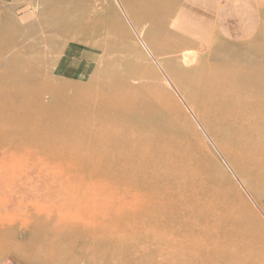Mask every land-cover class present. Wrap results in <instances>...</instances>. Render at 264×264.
I'll return each instance as SVG.
<instances>
[{
    "label": "bare ground",
    "instance_id": "bare-ground-1",
    "mask_svg": "<svg viewBox=\"0 0 264 264\" xmlns=\"http://www.w3.org/2000/svg\"><path fill=\"white\" fill-rule=\"evenodd\" d=\"M18 4L19 0H14L10 5L4 6L9 10ZM56 9L62 12L64 10L58 2L47 3L42 9H37L36 6L33 12L39 14ZM66 13H69L67 9ZM35 15L27 13L21 18L17 15L15 20L25 22ZM63 16L53 21L50 19L31 23L32 26L27 29L33 35L44 33L45 30H64L74 24L70 16ZM12 25L16 30L15 39L11 43L5 40L9 34L8 27L0 25V51L4 48L15 49L28 40V35L23 37L21 31H18L20 25ZM147 33L156 37L152 28H148ZM136 36L145 50L153 55L142 36ZM40 39L43 41L42 45L32 43L26 48L28 52L34 53L43 44L48 49L52 44L47 37ZM77 43L81 45L82 41ZM161 46L162 43L157 39L152 48L159 53ZM69 47H65L64 51ZM26 49L22 48L18 54L21 55ZM82 55L86 56L84 53ZM64 58L65 56L56 61L50 58L38 61L24 58L25 62L16 63L12 67L18 79L13 82L14 86L9 91L13 87L21 88L18 84H26L27 87L12 91V103H0V244L6 243V238L9 241V237L17 240L10 242L8 247L30 253L31 261L36 264H80V260L75 259L74 255L87 251L91 256L86 264H147L151 259L150 255H155L156 258L151 260H156L157 264H172L176 262L173 256L160 254L164 246H180L183 251L195 250L201 254L209 252L207 242L217 236L219 238L216 239L213 250L218 251V248L223 249L225 243H221L220 238L236 236L248 230L246 226L223 225L225 213H215L214 209L231 197V193L224 189L226 181L233 178L228 167L237 176L235 167L241 178L253 186L258 199L264 201V124L260 121L264 115V101L259 100L262 95L259 90L264 85L257 86L258 79L250 82L254 86L219 89L215 86L208 89L209 81L206 76L195 83L192 76L195 68L192 69L189 64L194 60L189 56L185 67L178 61L168 63L173 69V74L168 79L169 85L179 91L157 90L156 93H145L143 96L130 94L120 99L117 85L121 83L115 82L105 85L111 90V95L101 85L54 97V100L59 99L60 102L56 105L73 103L70 108L58 111L76 112V108L81 105L87 120L104 118L103 115L107 113L101 111L102 108H107L115 117H122L123 123H130L128 120L134 118L145 124L155 115L163 117L162 123L165 126L146 125L144 130L139 129L144 134L136 136L137 139L127 145L132 150L130 160L119 159L122 153L119 149L112 154L113 158L118 159L115 161L109 160L110 157L106 155L104 160L86 159V156L76 151L70 156L63 153L57 155V152L49 151L48 147L51 145L38 150L29 145L25 147L22 139L12 140L11 148L7 144L9 132L12 131H9L11 119L18 117L25 124L32 120L29 116L17 115L15 106L32 104L34 100H31V94L39 89L41 82H45V79H37L34 75L22 77V68L34 72H39L41 68L47 71L51 69L55 75L64 76L63 79L69 81L86 79L87 69L82 73L84 78L77 76L74 65L63 70ZM189 86L190 91H185ZM141 90L150 92V85H142ZM177 96L190 106L185 104L193 120L189 118ZM131 102H135L142 113L131 112L127 115V105ZM46 105L43 102L40 109L49 110ZM194 118L205 123L214 136L220 135L218 144L226 157L227 168L220 164L210 147L204 145L198 127L193 122ZM118 122L116 120L115 124ZM205 128H202L204 132ZM168 132L178 134L176 141L160 137L163 136L161 133L169 134ZM66 135L68 133L64 134ZM144 147L149 148L146 153L139 151ZM94 151L102 155L105 153V145L94 147ZM184 159L190 161V168L199 171L200 175L192 174L193 171H180L178 164ZM16 167L21 171L19 182L15 181ZM11 170L13 174L10 173ZM157 170L161 174L166 171L167 175L163 177L165 185L157 182V177L154 176ZM2 172L7 173V183H3L5 178ZM32 173L36 176L33 177ZM216 174L219 175L217 178ZM207 180L213 182V185L202 187ZM43 184L47 186L43 187ZM233 194H239V190L234 189ZM216 226L219 230H215ZM16 228L27 236L19 235ZM234 248L225 249L227 252L239 250ZM0 252L2 253V249Z\"/></svg>",
    "mask_w": 264,
    "mask_h": 264
},
{
    "label": "rangeland",
    "instance_id": "rangeland-1",
    "mask_svg": "<svg viewBox=\"0 0 264 264\" xmlns=\"http://www.w3.org/2000/svg\"><path fill=\"white\" fill-rule=\"evenodd\" d=\"M186 1L19 0V4L14 9L10 8L9 10L5 9L6 6L0 5V25H5L9 31L5 40L8 43L14 41L16 30V28H12L14 26L12 24L14 23L20 25L18 31H21L23 37L28 35V40L22 46L19 45L17 48H12L11 50L4 48L0 51V62H2L0 64V103H12L13 99H10L12 98V91H18L21 88L27 87L26 84H18L21 88L13 87L11 89L12 91H9V88L14 86L13 82L18 79L14 75L12 67L16 63L25 62L24 58H34L37 61L50 58L56 61V59L65 56L63 54L66 53L67 56L64 65H67L69 69L70 65H74L78 73H85L86 69L89 72L86 79L69 81L63 79L64 76L55 75L51 69L47 71L41 68L39 72H34L28 68H22V77L24 76L26 78L34 75L37 79H45V82H41L39 89L31 94V100H34L32 102L33 105L27 103V105L15 106V110L18 112L17 115L29 116L32 120L28 124H25L21 120L20 122L17 119L18 117H13L11 119V126L9 125V131H12L9 132L7 144L13 148L12 140L22 139L25 147L29 145L33 148L37 147L38 150L51 145V147H48L50 148L49 151L53 150L57 152V155L63 153L64 155L69 154L70 156L77 152L86 156V159L102 158L103 160L105 159L104 155H106L112 158H109V160L114 161L118 159L113 158L112 154L116 153V150L119 149L122 153L118 158L121 160H130L132 156L130 152L132 150L127 148V145H130L129 143L137 139L135 138L136 136L140 137L141 134H144L140 130H144L146 125H153L155 127L165 126L162 123L164 120L163 117L155 115L148 119L145 124L134 118L128 120L130 123H123L122 117H115L107 108H102L101 111L107 113V115H103L104 118L98 117L99 119L90 118V120H87L84 117L86 114L81 105L76 108V110L78 109L76 112L58 111L64 108H70L73 103L56 105V103L60 102L59 99L54 100V97L57 98V95L79 92L86 88L94 89L101 85L106 90L107 87L105 85H110L115 82L121 83L117 85L119 92L117 95L120 99H124L127 97L126 95L130 94L142 95L145 93H156L157 90H160V92L179 91L174 90L169 85L168 79L171 78L173 69L168 63L178 61L185 67L189 56L194 60L193 63L189 64H191L190 67L192 69L195 68L192 70L195 83H199L201 78L206 76L209 81L208 89L215 88V86L217 89L254 86L250 82L256 79H258L257 86H263L264 0H252L255 37L245 34L238 38H229L230 30H232L234 24L228 23L226 19L227 12L233 10V4L231 3V7L228 8V3H225V0H215L214 3L213 0H208L209 4H206L207 9L210 8L209 10L215 11L214 7L217 8L216 16H212V31L213 28L217 29L218 26L219 28L217 33H215L217 38H215L212 31L208 30L212 34V37L208 39L210 42L207 45L203 40H197L196 37L181 32L183 28L181 26L192 27V24L187 21L183 23L180 20ZM191 1L194 4L200 5L202 0ZM58 2L63 6V12L57 9L51 12L43 11L39 14L38 12L37 14L33 12L36 6L37 9H42L47 3L54 4ZM66 9L69 13H66ZM27 13L36 15L26 19L25 22L20 21V19L19 21L15 20L17 15L21 18V16ZM63 15L65 17L70 16L76 25H70L64 30H45L44 33L38 32L33 35L27 29L32 26L31 23L46 22L50 19L53 21ZM221 20L226 34L223 37L220 35L222 34L219 23ZM131 28L134 29V32ZM148 28H152V32L156 37L147 33ZM137 34L142 36L151 51H153V55L145 50L139 41L140 39H138L139 37L136 36ZM43 36L52 42L51 45L49 44L50 46L48 45V49L43 44V47L34 53L28 52L29 50L26 48L30 44L42 45L43 41L40 38ZM76 39L79 40L76 41ZM157 39L162 43L159 53L152 48V46L154 47V42H157ZM79 41H82L81 45H78L77 42ZM68 45L70 47L65 52L64 48ZM22 48L26 49V51H23L19 55L18 51H22ZM83 53L86 54L85 57L82 56ZM73 54H76L77 57H74ZM18 60L19 62H16ZM63 68V70H66L65 67ZM145 84L150 85V92L141 90V86ZM204 87L206 88V86ZM190 89L189 86L184 90L190 91ZM106 93L108 95L112 94L110 89H107ZM259 94H262L259 96V100L264 101V87L259 90ZM102 97L107 98L108 96ZM177 99L180 101L183 109L188 113L189 118L192 119V116L189 114L190 110L187 109L189 105L179 96H177ZM43 102L47 104L46 106L49 107V110L40 109ZM35 103L36 105H34ZM126 110L127 112L125 113L127 115L131 112L135 114L142 113L140 107L135 102L129 103ZM116 120L119 121L117 124H115ZM260 121L264 124V115L260 118ZM193 122L198 127L205 143L204 145L210 147L220 161V164L227 168L226 157L218 144L221 139L220 135L214 136L207 125L199 119L196 120L194 118ZM88 123H90V126ZM183 123L186 122L183 121ZM203 127H207L205 128L206 132L202 130ZM65 133H68V135L64 136ZM168 133H161L163 136L161 135L160 137H167L169 140L176 141L178 134ZM100 145H105V153L102 155L94 151V147ZM148 149V147H144L139 151L146 153ZM14 157L17 158V156ZM178 166L180 171L185 172L188 170L193 171L192 174L200 175L199 171L190 168V161L186 159L180 162ZM233 168L237 176H234L228 167L227 170L229 169L228 171L233 178L231 181H226L227 183L224 185L225 191L227 193L230 192L231 197L218 204L214 212L218 214L225 213L223 225H241L248 227V230L236 236L220 238L221 243H225L223 249L218 248V251L213 250L216 245V239L219 238L217 236L213 237L215 241L209 240L207 242V247L210 248L209 252L201 254H198L195 250L191 252L183 251L180 246L177 248L164 246L161 249V251H164L162 253L160 251V254L173 256L176 262L172 264H264V201L258 199V196H256L257 192L250 185L249 181L242 179L235 167ZM10 173L13 174V171L11 170ZM15 173H17L15 181H21V171L17 167ZM6 175L7 173L2 172L4 178ZM31 175L33 177L36 176L34 173ZM166 175L165 170L162 174L159 170L154 172V176L157 177V182L162 185L166 184L163 178ZM218 176L216 174V178ZM7 180L5 178L3 183H7ZM207 185L211 186L213 182L207 180L202 187ZM45 186L47 185L43 184V187ZM234 189H238L239 194H233ZM9 200L11 201L12 199L9 197ZM215 230H219L217 226ZM16 231L22 237L27 236L19 228H16ZM10 242H17V240L15 241L9 237V241L6 238V243L0 244V250L2 249V253L0 252L2 255L0 264H36L33 260L31 261L30 253L8 247ZM226 247H235L239 248V250L227 252ZM89 254L90 252L88 251L77 252L74 258L79 259L80 264H86L89 262L91 256ZM150 258L154 260L156 257L155 255H150ZM151 259L148 263L155 264L156 260L152 261Z\"/></svg>",
    "mask_w": 264,
    "mask_h": 264
},
{
    "label": "crops",
    "instance_id": "crops-1",
    "mask_svg": "<svg viewBox=\"0 0 264 264\" xmlns=\"http://www.w3.org/2000/svg\"><path fill=\"white\" fill-rule=\"evenodd\" d=\"M14 0H0V5H10L11 2ZM207 1V2H206ZM208 0H202L200 2V5L194 4L191 0H187L185 3V6L181 13L180 20L187 21L188 23L192 24L191 26H181L183 27L181 32L185 33L186 35H190L193 37H196V39L202 41L207 45L208 42H210L208 39L212 37V34L209 31H212L211 23L212 18L216 16L217 14V8L214 7V5L211 4V6L214 7V10H209L210 8H206V4L208 3ZM215 0H213V3ZM225 3H228V8L231 7L233 10H229L227 12V22L230 24H234L232 27V30H230L229 38H238L239 36H244L245 34H249L255 37L254 33V18H253V3L252 0H225ZM232 3V4H231ZM209 4V3H208ZM213 16V17H212ZM220 28L222 29V34H220L222 37L224 36V25L222 23V20L219 21ZM183 25V24H182ZM217 29L213 28L212 33L214 34L215 38ZM209 30V31H208ZM216 30V31H215ZM226 35V34H225ZM203 38V39H202ZM70 52V51H68ZM66 53L65 58L62 59L64 63L66 62ZM74 57H77L76 54H73ZM83 56V55H82ZM85 59V58H82ZM76 64V63H75ZM77 65V64H76ZM63 67H67V65H62ZM62 67V68H63ZM69 68V67H68ZM66 68V69H68ZM78 73V72H77ZM89 74L88 69L86 72V76ZM78 77H83L84 75L82 73H78ZM85 76V77H86Z\"/></svg>",
    "mask_w": 264,
    "mask_h": 264
}]
</instances>
